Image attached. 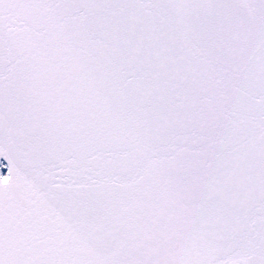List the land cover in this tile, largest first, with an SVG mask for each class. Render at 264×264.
<instances>
[{
	"label": "snow or ice",
	"instance_id": "obj_1",
	"mask_svg": "<svg viewBox=\"0 0 264 264\" xmlns=\"http://www.w3.org/2000/svg\"><path fill=\"white\" fill-rule=\"evenodd\" d=\"M0 264H264V0H0Z\"/></svg>",
	"mask_w": 264,
	"mask_h": 264
}]
</instances>
